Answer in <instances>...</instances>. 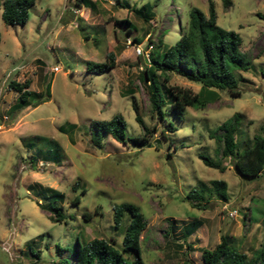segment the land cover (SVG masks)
<instances>
[{
  "label": "rangeland",
  "instance_id": "obj_1",
  "mask_svg": "<svg viewBox=\"0 0 264 264\" xmlns=\"http://www.w3.org/2000/svg\"><path fill=\"white\" fill-rule=\"evenodd\" d=\"M213 1L218 25L238 31L250 57L248 67L235 68L240 93L217 89L214 101L188 105L179 115L162 88L159 117L144 79L151 60L136 55L134 45L146 47L150 39L153 55L162 58L187 29L190 7L207 13L208 0H94L91 6L35 0L28 20L12 24L3 20L0 0V264H68L78 236L81 242L105 237L120 244L129 219L125 212L115 224L120 202L135 203L147 219L141 233L145 264H204L202 248L223 235L249 257L264 249V170L241 175L232 158L221 155L215 135L235 112L239 150L261 132L264 0H232L227 8L223 0ZM109 52L116 58L113 68L86 70V60L103 61ZM156 73L165 84L194 91L201 86L177 71ZM11 79H29L39 100L12 107L19 93ZM119 113L126 120L124 141L94 123ZM142 134L143 142L133 139ZM202 155L224 169L206 164ZM213 178L227 181L226 200L202 188ZM192 188L203 193L199 207L187 197ZM55 207L62 220L50 217ZM227 209H236L234 216ZM197 220L184 237L188 223Z\"/></svg>",
  "mask_w": 264,
  "mask_h": 264
},
{
  "label": "trees",
  "instance_id": "obj_2",
  "mask_svg": "<svg viewBox=\"0 0 264 264\" xmlns=\"http://www.w3.org/2000/svg\"><path fill=\"white\" fill-rule=\"evenodd\" d=\"M35 0H3L1 16L6 23H25L29 17V9ZM117 2V1H116ZM75 4L91 6L94 0H75ZM232 4V0H223L224 7ZM138 12H141L138 9ZM1 40V32H0ZM136 40V37L133 38ZM137 41V40H136ZM139 43V41H137ZM242 37L234 29H226L217 23V13L213 0H208V12L205 13L197 6H191L189 10V21L187 29H181L179 39L164 50L162 58L153 55L150 51V65L144 68L146 88L149 93L151 107L157 111L159 117H163L161 89L163 88L169 97L172 108L177 114L182 115L188 105L204 107L210 101L219 97L217 89H228L232 94H239L237 87L239 75L235 68H246L250 64V57L241 47ZM154 47V46H153ZM151 56V57H150ZM116 58L113 52H109L103 61L86 60L87 71L102 72L113 68ZM156 69L166 73L177 71L191 80L201 83L200 89L194 91L189 87L177 84H165L160 82ZM163 80L167 82L165 74ZM30 80L17 81L11 79L9 86L18 91V101L12 107L18 108L32 103L38 99L41 92L29 88ZM50 81L46 83L45 92L50 95ZM144 131L147 126L141 117L136 116ZM240 121V113L235 112L229 119L224 120L218 126L215 134L221 143V155L232 158L233 167L243 176L252 177L264 170V123L261 132L253 136L250 146L239 150L236 144V132ZM98 128L111 131L119 140H125L124 129L126 120L122 114H115L107 120H95ZM134 140L143 142L146 137H133ZM205 163L221 170L224 165L220 161L202 155ZM203 189L208 188L216 197L226 200L228 198V184L224 179L213 178ZM84 190V189H83ZM195 206H200V200L204 198L203 193L197 188H192L188 194ZM73 202L79 201L75 196ZM125 212L129 213L121 243L116 244L114 239L105 237H93L86 242H81L77 237L71 262L68 264H145L141 254V233L147 224V219L139 206L133 202H120L114 205V221L118 225ZM88 218L90 213L84 212ZM50 217L57 221L62 220L64 214L59 207H55ZM200 224V221L189 222L185 227L184 237L192 233ZM174 223H169L172 229ZM201 256L204 264H264V249L249 257L230 243L226 236L213 247H203Z\"/></svg>",
  "mask_w": 264,
  "mask_h": 264
},
{
  "label": "built area",
  "instance_id": "obj_3",
  "mask_svg": "<svg viewBox=\"0 0 264 264\" xmlns=\"http://www.w3.org/2000/svg\"><path fill=\"white\" fill-rule=\"evenodd\" d=\"M149 36V33H147V37ZM153 42L149 39L146 47H142L139 43H136L134 45V50L136 55L142 56L144 58H149V54L151 49L153 48ZM236 213V209H227V214L230 216H234Z\"/></svg>",
  "mask_w": 264,
  "mask_h": 264
}]
</instances>
